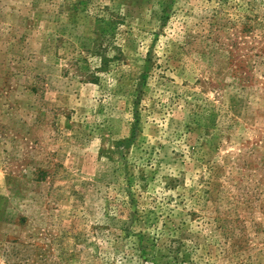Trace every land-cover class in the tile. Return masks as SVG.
<instances>
[{"label":"rangeland","instance_id":"obj_1","mask_svg":"<svg viewBox=\"0 0 264 264\" xmlns=\"http://www.w3.org/2000/svg\"><path fill=\"white\" fill-rule=\"evenodd\" d=\"M0 264H264V0H0Z\"/></svg>","mask_w":264,"mask_h":264}]
</instances>
